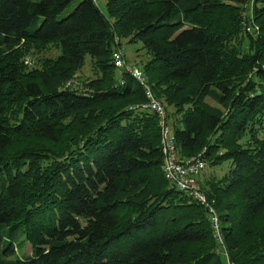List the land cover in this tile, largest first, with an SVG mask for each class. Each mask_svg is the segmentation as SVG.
I'll use <instances>...</instances> for the list:
<instances>
[{"label":"trees","instance_id":"trees-1","mask_svg":"<svg viewBox=\"0 0 264 264\" xmlns=\"http://www.w3.org/2000/svg\"><path fill=\"white\" fill-rule=\"evenodd\" d=\"M103 7L0 0V264H226L207 210L164 177L156 115L130 108L145 91L114 67V33L146 49L132 64L173 108L178 157L229 161L222 179L197 177L229 260L264 264V0ZM87 57L94 76L81 79Z\"/></svg>","mask_w":264,"mask_h":264},{"label":"built area","instance_id":"built-area-1","mask_svg":"<svg viewBox=\"0 0 264 264\" xmlns=\"http://www.w3.org/2000/svg\"><path fill=\"white\" fill-rule=\"evenodd\" d=\"M119 39L117 37L118 43ZM32 61L27 58L26 63L29 64ZM112 62L115 68L121 70L123 73L129 74L136 82H138L145 91V102L140 104L130 105V108H145L150 112H153L158 121L160 131V148L162 156V172L164 177L174 186L178 191L185 193L187 196L198 202L201 206H204L211 218V227L215 235L216 247L214 249L217 255H222L226 264H233L229 260V255L224 250V245L220 234V219L215 206L209 202L205 192L201 189V185L197 180L198 175L204 170L206 162L202 157L201 151L198 154L190 157H178L175 143V136L173 129L166 121V109L164 104L159 98H156L153 94L148 82L147 77L143 74L140 68L135 64L126 61L121 47H116L112 53ZM122 83V81H121ZM211 214V215H210ZM219 232V233H218Z\"/></svg>","mask_w":264,"mask_h":264},{"label":"rangeland","instance_id":"rangeland-1","mask_svg":"<svg viewBox=\"0 0 264 264\" xmlns=\"http://www.w3.org/2000/svg\"><path fill=\"white\" fill-rule=\"evenodd\" d=\"M75 3H76V1H74L73 3H71L70 5H68L63 10V12L60 14L59 17H62L66 13H68L74 7V4ZM103 3H104V0H99V5L101 6L102 9H104ZM257 4L258 3L255 4V3H253V1H251L248 4H245L244 3L242 5L243 6V10H242V13H241L242 18H241V37H240V40H239L240 42L243 41V43H244L247 38L248 39L249 38L251 39L252 35L253 36L256 35L257 25H255L254 19H253V6H255ZM117 37H118L119 41H118V43H115V42H117ZM113 42L116 45L115 48L118 47V46L122 48L123 55L126 57V59L128 60V62H130V63H136L137 66H141V64L143 62H145L148 59V57H149L148 53L146 52V49L142 48V44L139 41L138 42H128V39H126V38H120L117 34L114 33L113 34ZM120 42H121V45H120ZM238 48H239V44H237V46H236V49L237 50H238ZM55 53L56 52H53V54H55ZM26 59H25V61H26ZM29 59L32 61V59L30 57H29ZM33 63L34 62H31V63L27 64L25 62V64H27L29 66H33ZM77 76L80 77L81 79H84V78H88V79L93 78V76H94V70H93V68H92V66L90 64L89 57L86 58V64L78 72V75ZM205 101L209 105H211L212 107H218L222 111L223 110L224 111L226 110L225 107H223L222 105H220L219 102H217L216 100H214L211 97H207L205 99ZM166 110L169 112V115H170L169 116L170 117L169 118V120H170L169 122H172L173 123L174 116L171 114V112H173V108L170 107V106H168V107H166ZM166 121H167V116H166ZM170 128L172 129V124L170 125ZM51 159L52 158H49V159L46 158L43 161V163L46 164ZM229 166H230L229 161H223L222 163H219L218 162V164L217 165H214V166H211V165L205 166L204 170L201 172L202 174H200L198 178L203 183L205 181H207V182L210 181L212 178L222 179V176L226 173V171L229 168ZM202 182L199 181L200 184ZM202 207L204 209H206L204 206H202ZM210 220H211V218H210ZM220 234H222L221 233V230H220ZM212 235H213V237H215V235L217 236V232H215V230L213 232V230H212ZM221 240L223 242L221 245H224V238L222 237ZM23 243H24V246H25L23 248V254H29L30 253V249H29V247L27 245V242L26 241H23ZM224 250L228 254V250H226V247L225 246H224ZM214 253H215V251H214Z\"/></svg>","mask_w":264,"mask_h":264}]
</instances>
